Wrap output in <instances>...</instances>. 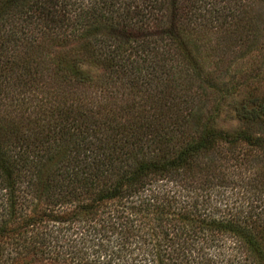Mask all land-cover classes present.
Segmentation results:
<instances>
[{
	"label": "trees",
	"instance_id": "16d2710c",
	"mask_svg": "<svg viewBox=\"0 0 264 264\" xmlns=\"http://www.w3.org/2000/svg\"><path fill=\"white\" fill-rule=\"evenodd\" d=\"M260 23L264 0H0V264H264V91L234 67Z\"/></svg>",
	"mask_w": 264,
	"mask_h": 264
},
{
	"label": "rangeland",
	"instance_id": "374dc122",
	"mask_svg": "<svg viewBox=\"0 0 264 264\" xmlns=\"http://www.w3.org/2000/svg\"><path fill=\"white\" fill-rule=\"evenodd\" d=\"M260 32L264 34V24L260 23ZM260 42H264V37H260L253 44L249 41V52L244 49L235 59L234 67L244 72L249 71V93L254 90L264 91V46H260ZM243 87H240V89ZM254 88V89H253ZM245 90H240V94L236 99L243 95ZM225 126L235 127L236 121H227L223 123Z\"/></svg>",
	"mask_w": 264,
	"mask_h": 264
}]
</instances>
